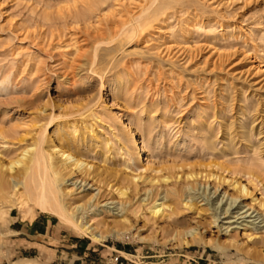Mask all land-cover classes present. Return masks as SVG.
Listing matches in <instances>:
<instances>
[{
	"label": "rangeland",
	"instance_id": "rangeland-1",
	"mask_svg": "<svg viewBox=\"0 0 264 264\" xmlns=\"http://www.w3.org/2000/svg\"><path fill=\"white\" fill-rule=\"evenodd\" d=\"M153 1V8L164 12L159 19L141 36L124 38L122 49L110 42L116 3L133 7ZM97 3L101 11L86 19L88 11L78 0H0V129L8 131L7 138L0 139V163L6 167L19 158L47 128L48 146L60 141L95 166L91 184L68 194L73 207L86 203L99 188L100 201L114 198L124 202L125 210L99 216L105 202L96 205L94 199L76 213L85 214L89 224L106 234L97 242L53 212L35 208L25 217L23 210L13 208L0 218V264H264V243L256 236H264V228L253 229L248 223L246 230L240 224L253 216L234 217L238 221L229 226L225 222L230 218H224L229 214L215 224L211 211L186 209L178 223H172L162 216L154 219L143 205L149 184L140 182L136 195L113 191L121 186L122 173L221 174L216 166L200 164L219 162L234 169L249 161L263 162L255 168L263 183L249 185L253 195L238 200L240 207L259 209L264 199V0ZM100 15L103 25L97 23ZM100 33L108 40H101ZM113 45L118 50L104 51ZM165 46L173 48L167 52ZM206 136L214 139L215 150L202 149ZM148 165L162 172L145 171ZM5 171L23 179L19 167ZM223 175L230 177L228 171ZM67 177L60 182L61 190L72 182ZM234 177L246 183L240 174ZM186 182L174 179L169 187ZM199 182V193L192 190L196 199L208 181ZM208 183L213 193L215 183ZM225 190L235 192L226 182L211 203L218 206ZM227 199L230 202L228 194L220 207ZM204 203L207 200L196 204L206 207ZM263 219L264 214L255 225L263 226ZM195 227L196 243L186 235L191 244H180L175 231Z\"/></svg>",
	"mask_w": 264,
	"mask_h": 264
},
{
	"label": "bare ground",
	"instance_id": "bare-ground-1",
	"mask_svg": "<svg viewBox=\"0 0 264 264\" xmlns=\"http://www.w3.org/2000/svg\"><path fill=\"white\" fill-rule=\"evenodd\" d=\"M78 1H80V3L88 11L86 13V19H90L93 13L98 14L101 11V6L99 3H97V0ZM154 2L155 1H153L150 5L149 3L139 2L138 6L133 7H130L131 3H123L120 5L114 3L116 7L113 12L115 18L110 20L112 24V31L110 32L112 39L110 40V42L112 43L116 41L118 43L117 47L120 46V48H118L122 49L124 46V38L131 36V39H135L141 36L144 30L148 28L149 25H151L152 21H154V19H159V17L164 13H161L162 9H158V6L153 8ZM126 6L130 8L129 9L127 7L129 9L128 14L126 13ZM97 23L98 25H103V18L101 17V15L98 16ZM97 31H99L98 27ZM98 35L101 36L99 37L101 40H108L107 36H102L101 33ZM117 47L115 45L108 46L104 49V51L112 53L113 51H116ZM172 48L173 46H165L164 49L168 52L172 50ZM97 52L98 51L96 49V57L98 56ZM257 69L261 70V68L258 66ZM100 99H102V96ZM45 131L47 132V128L45 129ZM46 132L41 136L39 140L26 145L20 153L19 158L11 161L6 167L5 165L0 163V218L4 219L8 217L9 211L13 208H19L20 210H23L25 217H27V215H33L35 208H39L46 212L55 213L61 221L71 225L79 233L90 235L93 241H104V239L107 237L106 234L102 230H100L98 226H94L93 222L89 224V220H85L84 218L85 214L80 217L76 213L80 210L87 209V206L91 205L90 203L94 199L96 205H100L101 203L105 202L102 204V210L98 214L99 216L102 215V213H111L114 209L120 210L119 212L125 210V207L123 208L124 202L116 201V199L114 198L100 201L101 197L99 198V195L101 189L98 188V193L92 194L90 197H88L86 203L78 204L73 207V204L67 200L68 194H72L73 191H76L82 187H84L85 189L88 185L91 184L89 178L92 172L95 170V166L87 162L86 160L77 157L73 152L67 150L60 141L59 143L53 142L48 146L46 141ZM7 136L8 131L0 129V139H6ZM205 138V144L203 145L202 149H204V151L211 149L215 150L216 143L214 141L212 142V140L214 139L212 138V140L210 141L207 136ZM262 164L263 162L256 163L254 161H249L246 167L236 166L234 169H229L227 168L226 164L219 162H215L214 164H212L211 162L209 164H200L203 165L202 167L216 166L217 168H220L222 170L221 174L214 173L213 171H207L206 173H204V171L196 170L184 173L182 175H180V173H176L172 175H162L159 177L145 175L141 172L122 173V175L120 176L121 186L115 188L113 191H117L121 196L128 195L129 191L131 193H135L136 195L140 192V182L149 184L150 188L144 189L145 197L142 199V201L144 202L143 205L148 206L147 209L149 210V214L154 219L162 216L169 222L178 223L179 215L183 210L195 209L199 214H201V212L203 211H211V213H209L211 215V223L215 224H219V220L221 219L223 214H229V216L224 217L230 218L227 222H225L229 223V226L238 221L233 220L234 217L236 219V217L243 214L245 215L241 216L240 218L253 216L255 217L253 220H244L247 221V223L242 224V222H240V224L245 225L247 227H245L246 230L251 227L248 225V223L254 224V227H252L253 229H261L264 228V225L259 228V226L255 225V222L264 214V211H261L262 209H264V199L259 200V209L250 204H245L244 206L240 207V204H238V200L244 198L245 196L253 195L254 191L250 189L249 185L259 186L263 183L259 176L256 175L255 171V168H261ZM14 167H19V173L23 175V179H20L19 175L7 176L5 169L12 170ZM174 168L176 167H173V169ZM144 170H152L156 173L162 172V169L150 165H148ZM225 171H228V173L230 174V177L228 179L227 176L223 175V172ZM113 174L115 176H118L119 172H113ZM237 174H240L241 178H244V181L246 183H243V181L236 179L234 175ZM67 176L70 178L69 180H72V182L66 188L68 189L66 190V192L64 189H60V182L66 180L65 177ZM203 178H205V181L208 182L212 180V182L215 183V190L213 193L211 191L208 192V188L211 184H209L208 182L202 183L204 185L203 191L201 195H199L196 199V195H192V190H194V192H196L197 190V192L199 193V179ZM174 179L175 181L183 180L184 182H187L184 183V185L172 183L173 185L169 187L170 181ZM226 182H228L229 186L232 187L235 192L229 194V192L225 190L222 199L220 200V202H218V206L217 202L211 203L213 196L220 190V186L222 184H225ZM162 184L166 185L163 196H161L162 193H160L159 191L163 186ZM116 185L117 184L112 185L110 189L112 190V188ZM155 187H157V189L154 190ZM22 188L23 190H21ZM227 194L228 197L231 198L230 202H228L227 199L224 203V206L226 207H220ZM262 194L264 196V189ZM184 196H187L185 197V199H188L186 202L183 200ZM200 198L202 199L199 200ZM169 199L174 201V204L168 205L167 201ZM204 200H207V203H204L206 207H202L196 204L198 202H203ZM130 203L131 201H129V204ZM133 211L135 213L138 212L136 208L133 209ZM256 211H258V213L253 215ZM112 214L119 215V213L114 212ZM123 221L127 222L125 218ZM261 222H264V219ZM175 232H177L180 244L186 243L188 244V246L191 240H187L186 235L192 236V242L195 241L196 243L197 235L199 234L198 228L196 227L187 230L185 233H180L179 231ZM247 235L249 238H252L253 233L248 232ZM256 236L258 237L257 239H259L260 243H264L263 234H256ZM251 252V250H248V253ZM255 255L261 257L259 253H255ZM262 256L264 257V254ZM30 261L28 262L30 263Z\"/></svg>",
	"mask_w": 264,
	"mask_h": 264
}]
</instances>
